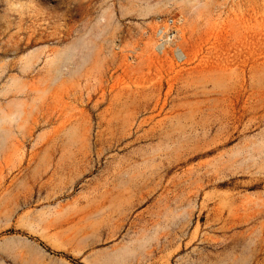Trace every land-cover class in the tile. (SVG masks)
<instances>
[{"label":"rangeland","instance_id":"1","mask_svg":"<svg viewBox=\"0 0 264 264\" xmlns=\"http://www.w3.org/2000/svg\"><path fill=\"white\" fill-rule=\"evenodd\" d=\"M0 264H264V0H0Z\"/></svg>","mask_w":264,"mask_h":264},{"label":"bare ground","instance_id":"2","mask_svg":"<svg viewBox=\"0 0 264 264\" xmlns=\"http://www.w3.org/2000/svg\"><path fill=\"white\" fill-rule=\"evenodd\" d=\"M177 40H178L177 30L174 27H169V35H168L167 39L165 41H163L160 45H157V46L165 47L164 43H166L168 41L169 44L168 43H166V44L176 47V51H177V54L179 56H185L184 51H182L180 46L177 45Z\"/></svg>","mask_w":264,"mask_h":264},{"label":"built area","instance_id":"3","mask_svg":"<svg viewBox=\"0 0 264 264\" xmlns=\"http://www.w3.org/2000/svg\"><path fill=\"white\" fill-rule=\"evenodd\" d=\"M159 31H160V33H159V36H160L159 45H160L163 41H165L167 39V37L169 35V28L167 30H165V27L162 26V28H160Z\"/></svg>","mask_w":264,"mask_h":264}]
</instances>
